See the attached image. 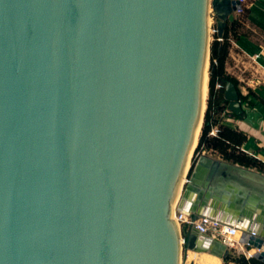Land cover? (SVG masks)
I'll return each instance as SVG.
<instances>
[{"label": "water", "instance_id": "95a60500", "mask_svg": "<svg viewBox=\"0 0 264 264\" xmlns=\"http://www.w3.org/2000/svg\"><path fill=\"white\" fill-rule=\"evenodd\" d=\"M241 6L0 0V264H182V235L189 250L231 254L181 232L176 210L264 239V173L206 153L190 161L210 19L222 37ZM225 97L248 120L232 81Z\"/></svg>", "mask_w": 264, "mask_h": 264}, {"label": "trees", "instance_id": "16d2710c", "mask_svg": "<svg viewBox=\"0 0 264 264\" xmlns=\"http://www.w3.org/2000/svg\"><path fill=\"white\" fill-rule=\"evenodd\" d=\"M242 15L244 17L248 15V9L246 7H244V12L241 15H238L233 21L227 23L223 34V41L213 39L210 43V75L207 108L191 170L201 152L206 150L217 153L219 157L228 162L254 168L264 173V161L242 149L248 139L247 133L225 122V118L227 117L240 118L228 110L229 101L225 97V87L228 81H232L238 88L241 102L244 105L246 104V109L250 110L247 107H254L249 97L255 93L249 90L244 94L238 79L226 70V61L229 55L231 41L244 36L242 32L244 17L242 18ZM217 83H220L221 87H216ZM215 126L217 127V133L212 135L210 131ZM225 260L234 262L235 264H264V261L252 256L246 257L244 254L239 256L229 255Z\"/></svg>", "mask_w": 264, "mask_h": 264}, {"label": "crops", "instance_id": "0c3cea01", "mask_svg": "<svg viewBox=\"0 0 264 264\" xmlns=\"http://www.w3.org/2000/svg\"><path fill=\"white\" fill-rule=\"evenodd\" d=\"M244 7V36L231 41L226 70L238 79L244 94L255 93L249 97L254 107H247L249 120L227 117L225 122L245 131L248 139L242 149L264 161V0H245Z\"/></svg>", "mask_w": 264, "mask_h": 264}, {"label": "built area", "instance_id": "2783aa9c", "mask_svg": "<svg viewBox=\"0 0 264 264\" xmlns=\"http://www.w3.org/2000/svg\"><path fill=\"white\" fill-rule=\"evenodd\" d=\"M244 1L245 0H241L242 6L240 9H238L235 12V15H240L244 12ZM210 34L213 35V39L223 41V36L220 37L217 34L216 22L212 18L210 19ZM216 87H221V84L217 83ZM244 106L246 107V104ZM216 133H217V127L215 126L210 131V134L215 135ZM205 152L206 150H203L200 155L204 154ZM188 181H189V174H186L184 178V184H186ZM175 220L178 222L181 232L183 233L185 232V230L195 228L202 234H206L213 238L221 240L231 249L236 247L235 241L232 238V235H234L238 230V227L235 225H229L227 223H223L210 215L194 217L192 214H188L180 210H176ZM181 243H182V247H186L184 235H182Z\"/></svg>", "mask_w": 264, "mask_h": 264}, {"label": "bare ground", "instance_id": "6f19581e", "mask_svg": "<svg viewBox=\"0 0 264 264\" xmlns=\"http://www.w3.org/2000/svg\"><path fill=\"white\" fill-rule=\"evenodd\" d=\"M207 80H208V74H207V66H206V75H205V92L204 94L206 95L207 93ZM190 162H188L185 172L187 173L189 169ZM185 178V175L183 176ZM184 178H182V181L179 184L178 187V196L181 193L182 186L184 184ZM227 226V225H225ZM233 240L235 241V245L240 248L241 250L244 249L245 244H249L252 247L250 249H244L245 252L249 256L256 257L262 261H264V239L257 236L253 235L247 231H243L238 229L234 235H232ZM188 260L190 263L194 264H222V260L215 255H212L210 253L206 252H198L194 250H189L188 251ZM235 264V263H231Z\"/></svg>", "mask_w": 264, "mask_h": 264}, {"label": "rangeland", "instance_id": "374dc122", "mask_svg": "<svg viewBox=\"0 0 264 264\" xmlns=\"http://www.w3.org/2000/svg\"><path fill=\"white\" fill-rule=\"evenodd\" d=\"M241 15V14H240ZM242 18L244 17V15H242L241 16ZM245 18V17H244ZM213 40V35L212 34H210V43H211V41ZM208 67H210V63H208ZM207 85H209V76H208V80H207ZM206 98L208 99V87H207V93H206ZM202 127H203V125L201 126V130H200V133H199V137H200V135H201V131H202ZM206 154H209V155H212V156H214V157H218V158H221V157H219V155L217 154V153H215V152H212V151H206L205 152ZM195 152L192 154V156H191V163L193 162V159H194V157H195ZM252 246L251 245H249V244H245L244 245V249H250ZM244 249H240V248H238L237 246L235 247V248H232L231 249V254H230V256H239V255H241V254H244L246 257H251V256H249L246 252H245V250ZM188 251H189V249H187L186 247H182V249H181V263L182 264H189L190 263V261L188 260ZM222 260V264H231V263H234V262H231V261H227V260H225V259H221Z\"/></svg>", "mask_w": 264, "mask_h": 264}]
</instances>
